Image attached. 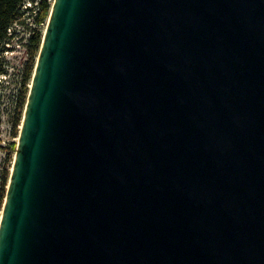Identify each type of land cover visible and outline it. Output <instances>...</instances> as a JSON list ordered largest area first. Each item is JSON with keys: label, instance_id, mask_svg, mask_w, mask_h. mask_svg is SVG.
I'll list each match as a JSON object with an SVG mask.
<instances>
[{"label": "water", "instance_id": "1", "mask_svg": "<svg viewBox=\"0 0 264 264\" xmlns=\"http://www.w3.org/2000/svg\"><path fill=\"white\" fill-rule=\"evenodd\" d=\"M0 264H264V0H55Z\"/></svg>", "mask_w": 264, "mask_h": 264}, {"label": "rangeland", "instance_id": "2", "mask_svg": "<svg viewBox=\"0 0 264 264\" xmlns=\"http://www.w3.org/2000/svg\"><path fill=\"white\" fill-rule=\"evenodd\" d=\"M53 1L55 2V0ZM54 2H53V5H54ZM34 6H35V2H33V0H29L27 2L26 7L23 8V14H22V18L19 20L18 28H16L15 31L13 32L14 36L12 40H15V42L13 43L14 53L10 57V63H11V67L14 69V75L11 77V81L14 87H18L19 90L22 89V86H23L26 66L31 61V54H30V48L28 45L29 44L28 40H30L31 35L34 34L36 30L42 31L43 39H44V34L48 27V22H49L48 20L46 24H42L39 26V24L36 22V18L33 17ZM39 54L36 57L35 67L38 62ZM34 73H35V69H34ZM11 90L9 91L8 94L5 93L4 97L2 98V104H0V120L3 114L8 115L9 117L8 124L10 127L9 137L14 138L13 137L14 123L17 118V114H19V112L16 111V108H15L16 96H15L14 89H11ZM24 112L22 114L23 117H24ZM23 117H22V121H23ZM19 136H20V133L18 137H16V141L11 140V142L9 141V143H7L5 147H0V160H2V162L4 163L3 170L0 172V196H1V193L3 192L1 184H2V178L5 174V171L9 170V173H10L8 185L5 188V197L1 201L0 221H1L2 213H3L8 189H9V183H10V178H11L12 169L14 165V159H15V155H16V151L18 147ZM13 143L16 144L15 145L16 149L15 148L13 149L12 147Z\"/></svg>", "mask_w": 264, "mask_h": 264}, {"label": "trees", "instance_id": "3", "mask_svg": "<svg viewBox=\"0 0 264 264\" xmlns=\"http://www.w3.org/2000/svg\"><path fill=\"white\" fill-rule=\"evenodd\" d=\"M29 0H0V74L7 72V62L2 58V53L6 50V43L10 42L13 36L9 35L10 28L15 27L16 24H19V20L22 18L23 8L26 7V4ZM37 4L38 16L36 17V22L40 25L46 24L49 20L50 13L53 7V0H33ZM34 11V10H33ZM16 29V28H15ZM14 29V31H15ZM43 42L42 31H35L31 35L29 40V48L31 54V61L28 63L25 69L24 80L22 89L18 90V95L15 99V108L19 112L14 123V133L13 137H18L22 124L23 112L25 111L28 95L30 91V85L34 75L36 57L41 50ZM21 111V112H20ZM20 128V129H19ZM16 144H12L13 149H16ZM11 162V161H10ZM9 170L5 171V174L2 178V193L0 196V209L1 201L5 197V188L8 185L9 180Z\"/></svg>", "mask_w": 264, "mask_h": 264}, {"label": "built area", "instance_id": "4", "mask_svg": "<svg viewBox=\"0 0 264 264\" xmlns=\"http://www.w3.org/2000/svg\"><path fill=\"white\" fill-rule=\"evenodd\" d=\"M35 8H37V4H35L34 12H33V17L36 18L38 16L39 10ZM15 28H18V24L15 25L14 29ZM14 29L10 28L9 35L14 36L13 34ZM14 42L15 40H11L10 42L6 43L5 45L6 50L2 53V58L5 59L7 62V65H6L7 72L0 74V104H2V98L4 97L5 93L8 94L11 89H14L15 96L18 95L19 89L18 87H14L11 81V77L14 75V69L11 67L10 57L14 53V50H13ZM8 121H9L8 115L3 114L0 120V145H1L0 147H5L6 144L9 143V141L11 142V140L16 141V138L9 137L10 127H9ZM3 166H4V163L2 162V160H0V172L3 170Z\"/></svg>", "mask_w": 264, "mask_h": 264}, {"label": "bare ground", "instance_id": "5", "mask_svg": "<svg viewBox=\"0 0 264 264\" xmlns=\"http://www.w3.org/2000/svg\"><path fill=\"white\" fill-rule=\"evenodd\" d=\"M45 33H46V31H45ZM45 35V34H44ZM20 138V137H19Z\"/></svg>", "mask_w": 264, "mask_h": 264}]
</instances>
